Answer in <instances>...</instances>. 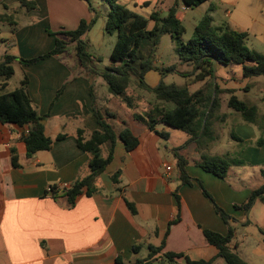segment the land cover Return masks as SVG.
<instances>
[{
  "label": "crops",
  "instance_id": "obj_1",
  "mask_svg": "<svg viewBox=\"0 0 264 264\" xmlns=\"http://www.w3.org/2000/svg\"><path fill=\"white\" fill-rule=\"evenodd\" d=\"M26 1L36 4L37 8L27 13L39 21L12 34L6 47L17 59L29 60L49 52L54 37L48 29L53 33L72 31L82 20L94 19L84 0ZM105 21L106 18L101 37L106 34ZM92 31L93 27L85 36L89 48ZM70 51L28 66L19 64L18 60L13 63L19 68L20 82L27 78V92L38 115L45 117V135L52 139L64 135L65 139L27 158L23 138L28 128L0 123V264H116L118 257L122 264H133L148 256L149 246L162 244V253L225 264L217 257V249L205 240L203 230L225 235L227 226L195 181L191 185L181 183L174 151L184 160L187 175L202 183L215 202L234 219L231 221L235 222L234 226H252L247 212L239 207L256 190L245 187L244 182L257 171L261 174L264 154L249 163L251 170L232 166L225 179H221L199 166L197 146L189 142L185 133L181 132L186 137L173 136L174 140L170 131L175 130L158 125L157 132L166 135L160 137L143 124L132 123V112L127 110L124 120L138 135L137 147L127 152L122 142H116L113 159L96 179L97 191L93 195H81L73 207H68L65 199L52 198L51 187L60 196L73 182L88 175L89 156L78 149L75 134L80 129L87 137L98 129L94 110L99 109V99L96 102L94 93L95 81L101 78L83 74L74 51ZM171 74L180 75L179 71ZM165 75L149 71L144 82L149 88H156ZM91 83L93 93L92 90L90 93ZM99 87L102 90V85ZM111 99L106 90L105 100ZM147 109L149 105H140L137 112ZM262 148L264 143L260 153H264ZM212 149L210 154L216 155ZM12 151L17 157L16 168L11 162ZM247 152L242 155L244 159ZM165 166L171 168L168 174ZM126 201L134 205V215ZM236 235L234 231L231 246H235L241 258L248 264H264V236L243 235L238 243ZM134 247H139L137 253L132 252ZM144 252L146 255L142 256ZM155 258L160 260L161 254Z\"/></svg>",
  "mask_w": 264,
  "mask_h": 264
},
{
  "label": "trees",
  "instance_id": "obj_2",
  "mask_svg": "<svg viewBox=\"0 0 264 264\" xmlns=\"http://www.w3.org/2000/svg\"><path fill=\"white\" fill-rule=\"evenodd\" d=\"M88 5V0H84ZM109 6V13L106 16L104 31L108 35H115L116 42L110 54L111 67L103 71L95 69L94 64L99 59L92 58L89 53V46L85 36L94 25L96 17L90 22L81 21L78 27L72 31H60L56 33L48 32L54 37L53 48L38 57L23 60L5 54L0 62V90L4 91L7 81L14 74L13 63L23 66L35 64L49 57H58L66 53L71 48L78 60V66L81 72L92 77H100L107 87V92L113 98L119 99L125 108L132 112L131 121L135 124H143L149 131L160 137H166L165 134L156 130L158 125L169 127L185 133L189 137V142H194L200 154L199 166L213 174L214 176L225 179L230 167L240 166L241 161H232L229 156L211 155L210 150L218 143L219 134L216 123L221 126L225 115L218 117L220 103L218 100V88H215L216 97L212 102L213 80L216 69L221 67L238 66L241 70V78L246 80L254 77H264V59L254 51H250L245 46L246 34L236 32L229 27L212 28V19L207 16L194 29L192 37L182 41V35L185 32L183 25L177 17V3L172 6L167 16L161 18L159 13L153 11L149 17H144L131 13L125 6L119 3V0H104ZM209 0H181L184 7L194 8ZM20 5L28 10H35L34 2L20 0ZM150 3L145 2L141 7H149ZM5 17L0 15V20ZM149 22H153V28L148 30ZM169 35L176 45V55L178 60L186 67L191 68V72L180 75L186 81L184 87H177L173 84L165 85L163 82L156 88H149L144 82V76L149 71H157L160 75L169 73H178L175 66L158 67L156 65L157 49L162 36ZM135 81L138 88L153 95L154 103L149 105V109L143 112H137L139 105L135 104L128 94L129 84ZM202 83L204 86L196 91H190L193 84ZM93 83L90 85V93H93ZM62 90L58 92V95ZM92 99L93 94H92ZM212 102V105H211ZM210 111L206 118L205 127L202 130V123L207 110ZM227 107L233 114L239 115L244 123L257 127L260 119L257 107L246 102L240 101L231 93L227 102ZM231 115V114H230ZM94 116L98 129L85 137L84 130H77L76 144L80 151L89 156L88 175L73 182L67 189H64V195L59 196V192L54 187L50 188L53 199H65L68 207H73L76 200L83 194L93 195L97 189L95 187L96 179L105 171L113 159L114 147L117 141L122 142L127 152L132 151L138 145V135L135 133L131 124L125 120H119L118 115L105 110L101 113L100 109L94 110ZM45 117L39 116L33 106L27 92V78L24 77L17 89L0 93V123L6 125H16L18 127H27L28 131L23 138L26 148V157L31 158L39 151L49 150L55 142L65 139L64 135H58L52 139L45 135L44 125L41 124ZM201 133V135H200ZM262 140L257 142L261 145ZM177 171L182 184L191 185L193 181L201 190L203 196L213 206L216 214L227 226L225 235L218 234L210 230H203V236L208 244L214 246L217 251V257L224 260L225 264H248L244 261L235 246H231L234 238V228L231 221H234L206 191L200 181L191 179L184 168V160L177 155ZM12 166L18 167L17 157L12 151ZM264 178V169L261 170ZM114 183H117L113 179ZM264 203V184L252 191L247 201L239 207L247 212L254 201ZM178 202V198L176 197ZM127 207L134 215L136 213L134 205L127 202ZM178 218H176L177 220ZM173 221L171 224H174ZM264 236V229L260 230ZM139 247L132 248L133 253H137ZM163 244L159 247L149 246L148 256L142 260H136L133 264H211L212 261H192L182 254H176L163 251ZM161 254V259L155 258ZM116 264H122L121 260L116 258Z\"/></svg>",
  "mask_w": 264,
  "mask_h": 264
},
{
  "label": "rangeland",
  "instance_id": "obj_3",
  "mask_svg": "<svg viewBox=\"0 0 264 264\" xmlns=\"http://www.w3.org/2000/svg\"><path fill=\"white\" fill-rule=\"evenodd\" d=\"M119 0V3L125 6L131 13H135L144 17L156 11L161 18L167 16L168 9L178 5L177 12L178 18L183 25L185 32L182 35V41H188L194 32L195 27L204 20L205 17L210 16L212 19V28L225 27L246 34L245 46L248 50L256 52L264 59V0H209L202 3L198 7L188 8L184 7L181 0ZM28 2V1H27ZM86 6L90 12L93 13L96 21L94 23L91 45L89 53L92 58L99 59L95 62L94 67L98 71H103L110 65V54L116 42L115 35L104 34L101 37L100 31L103 32L102 23L109 13V6L104 0H88ZM143 2H149V7H140ZM29 10L20 5V0H0V15L5 19L0 20V62L3 60L4 55L12 53L11 49L6 47L7 43L10 44L12 34L16 31L23 29L31 24V22L39 21L35 15L31 18L28 15ZM153 28V22H149L148 30ZM53 31V30H52ZM48 29V32H52ZM53 33V32H52ZM73 52V49L71 48ZM156 65L170 66L176 65V69L182 73L191 72L190 67L183 65L176 55V45L169 35L162 36L160 44L157 49ZM14 74L7 83V87L0 93L11 92L19 87L21 75L18 66H13ZM180 74V73H179ZM191 77L189 80H192ZM188 79L183 78L178 74H167L163 77L165 85H175L177 87H184ZM188 80V82H190ZM1 83V81H0ZM215 88H218V100L220 108L218 117L225 115L223 124L219 126L216 123L217 131L219 134V143L212 149V153L220 156H229L232 161H241L240 166H244L246 171L251 170L249 163L255 158L260 157V146L264 143V77H254L250 79L241 78V70L238 66L221 67L215 71ZM102 85V90L100 89ZM94 97L97 102L99 99V109L101 113L109 110L118 115L117 123L119 120L126 119L127 109L124 104L116 98L111 99L109 102L105 100L107 87L101 79L95 81ZM202 83L193 84L190 86V91L194 92L203 87ZM214 89V87H213ZM105 90V91H104ZM214 89V99L216 97ZM128 94L133 99L135 104L152 105L154 97L152 94L138 88L137 83L132 81L128 87ZM231 93L237 97L238 100L257 107L258 116L260 119L257 127L247 125L242 121L239 115L232 113L227 107V102ZM104 98L103 102L101 101ZM231 114V115H229ZM252 133V135L249 133ZM171 139L173 136L186 137L179 131H170ZM262 140L261 145L257 142ZM263 149V148H262ZM248 150V155L244 159L242 156L244 151ZM264 152V149H263ZM264 169V163L261 165ZM250 176V175H249ZM245 187L257 189L264 184L263 176L258 173L252 174L245 180ZM250 211V212H249ZM247 219L252 226L235 225L231 223L234 231L237 233L236 240L241 243L243 235L259 236L260 230L264 229V203L256 200L252 203L247 211ZM257 225V228L254 227ZM250 238L246 242L249 244ZM146 255V252L141 254ZM155 262L153 264H159Z\"/></svg>",
  "mask_w": 264,
  "mask_h": 264
},
{
  "label": "water",
  "instance_id": "obj_4",
  "mask_svg": "<svg viewBox=\"0 0 264 264\" xmlns=\"http://www.w3.org/2000/svg\"><path fill=\"white\" fill-rule=\"evenodd\" d=\"M215 69H216V65L214 64V65H213V71H214V72H215ZM214 81H215V78H214ZM214 89H215V84H214ZM213 100H214V91H213V94H212V102H213ZM212 102H211V105H212ZM211 105H210L209 109L207 110V112H206V116H205L204 121H203V123H202V130H201V133H202L204 127H205L206 118H207V115H208V113H209V111H210ZM41 124H44V121H42ZM201 133H200V135H201ZM63 194H64V192H61L60 196H62Z\"/></svg>",
  "mask_w": 264,
  "mask_h": 264
},
{
  "label": "built area",
  "instance_id": "obj_5",
  "mask_svg": "<svg viewBox=\"0 0 264 264\" xmlns=\"http://www.w3.org/2000/svg\"><path fill=\"white\" fill-rule=\"evenodd\" d=\"M165 172L168 174L169 172H171V168L170 166H165ZM50 192V191H49Z\"/></svg>",
  "mask_w": 264,
  "mask_h": 264
}]
</instances>
